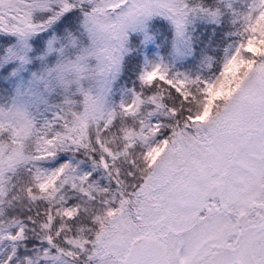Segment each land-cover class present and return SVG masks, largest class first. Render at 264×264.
I'll use <instances>...</instances> for the list:
<instances>
[{
  "label": "snow or ice",
  "instance_id": "obj_1",
  "mask_svg": "<svg viewBox=\"0 0 264 264\" xmlns=\"http://www.w3.org/2000/svg\"><path fill=\"white\" fill-rule=\"evenodd\" d=\"M154 17L170 57L143 55ZM3 241L0 264H264V0H0Z\"/></svg>",
  "mask_w": 264,
  "mask_h": 264
},
{
  "label": "rangeland",
  "instance_id": "obj_2",
  "mask_svg": "<svg viewBox=\"0 0 264 264\" xmlns=\"http://www.w3.org/2000/svg\"><path fill=\"white\" fill-rule=\"evenodd\" d=\"M226 23L227 19L225 20ZM205 24L211 23H204L201 21H196L192 26L189 28L190 39L192 44V50L194 53L193 56H187L182 59H177L174 61L176 68L181 72L191 71L197 72L199 70L200 61L203 57H213L217 56L218 47L213 43L210 39L201 45H199V34H196V29L206 26ZM229 25V24H228ZM211 26V25H208ZM230 27V26H229ZM147 32L151 36V40L148 44H146L143 48V55L147 57H170V53L173 49V32L171 26L169 25L168 21L161 17H154L153 19L147 21ZM227 40L224 42L222 49L231 43L230 32L226 33L224 36ZM130 42L132 43H139L143 36L137 33L130 34ZM229 39V40H228ZM220 55V54H219ZM119 85L123 88H131L126 83L119 81ZM112 99L114 101H119L120 99V87L114 92ZM37 242V241H36ZM40 247L39 243L33 247H27L24 243L23 246L20 247L19 251L17 252L16 259L20 261L24 255H30L36 249ZM9 242L3 241L0 242V260L7 257L10 252Z\"/></svg>",
  "mask_w": 264,
  "mask_h": 264
},
{
  "label": "trees",
  "instance_id": "obj_3",
  "mask_svg": "<svg viewBox=\"0 0 264 264\" xmlns=\"http://www.w3.org/2000/svg\"><path fill=\"white\" fill-rule=\"evenodd\" d=\"M203 3L206 6H211L213 4V0H203ZM206 26L197 28L196 29V34H199L200 39H199V45L206 43L209 39L217 44L220 45L218 47V52L216 53L217 56H219L222 46L226 38L224 37L226 33L230 32L229 31V25L226 23V21L222 24L216 25V24H205ZM211 25V26H208ZM229 40V39H228ZM122 82L126 83L129 85L131 88L133 87V79H129L128 77H124L121 79ZM27 247H33L37 244L35 240L29 239L28 241L25 242Z\"/></svg>",
  "mask_w": 264,
  "mask_h": 264
}]
</instances>
